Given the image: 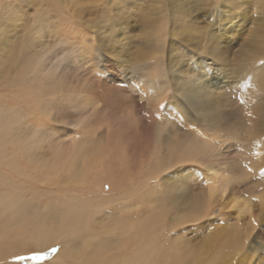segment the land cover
I'll return each mask as SVG.
<instances>
[{
    "label": "rangeland",
    "instance_id": "374dc122",
    "mask_svg": "<svg viewBox=\"0 0 264 264\" xmlns=\"http://www.w3.org/2000/svg\"><path fill=\"white\" fill-rule=\"evenodd\" d=\"M32 1L0 0V28L10 33L0 34V176L12 196L43 210L62 193L41 180L42 161L56 150L89 149L98 168L88 180L100 186L87 182L69 192L106 198L87 228L42 244H23L26 228L11 218L22 203L13 197L6 210L2 202L0 216L9 226L0 239V264H76L67 249L86 238L94 239L93 252L129 256L136 236L131 230L123 237L117 219L146 220L144 230L162 238L157 264H191L202 238L225 226L238 228L243 244L221 264H264V231L256 235L264 223V0H212L213 8L206 0ZM73 1L75 13L68 9ZM38 7L46 8V22L55 27L34 46L31 19ZM67 38L95 44V56L65 67L72 57L65 46L49 61L48 49ZM121 57L124 65L113 63ZM109 98L114 106L124 103L118 112L104 109ZM69 105L72 114L58 112ZM194 138L207 143L203 154L157 167L171 144ZM220 147L226 150L208 168ZM127 185L147 201L134 210L138 214L124 208ZM220 188L225 191L203 205L205 216L188 214L193 197ZM233 197L243 202L234 205ZM182 212L186 216L175 220Z\"/></svg>",
    "mask_w": 264,
    "mask_h": 264
},
{
    "label": "bare ground",
    "instance_id": "6f19581e",
    "mask_svg": "<svg viewBox=\"0 0 264 264\" xmlns=\"http://www.w3.org/2000/svg\"><path fill=\"white\" fill-rule=\"evenodd\" d=\"M11 1L12 3H14L18 0H11ZM42 1L40 0V3ZM32 2L35 5L36 2H34V0ZM28 3L30 4L31 2ZM77 4L78 2L73 1L70 5V8L68 9H70L71 12L74 13L75 11L78 12L76 8ZM45 9L46 8L43 7L35 8L34 10L35 14L31 19L32 23L34 24L33 29L37 30L38 13L41 16L42 22L46 21L48 11H46ZM11 13L14 12L11 11ZM9 20L10 19H7L6 21ZM0 34H3V36H7L10 33L6 31L4 32L3 28H0ZM111 40L112 39L109 38L108 43ZM110 48H111L110 52H113L115 55L112 44H110ZM151 90H154V88ZM104 100H105L104 109L106 107L110 108L112 111H114V113L119 111L118 108L120 107L121 104L117 103L115 104L116 106H114L112 104L113 102H108L110 104L107 103V101L110 100V98ZM119 102L121 101L119 100ZM123 104L124 103H122V105ZM83 108L86 107L84 106L82 107V109ZM107 141L108 140H106V143ZM207 147H208L207 143L198 138H194L187 142L184 141L180 145L171 144L165 154L166 161L158 162L157 167L158 168L163 167L164 163H166L167 165L168 163H174V161L179 162V161L194 159L198 155L203 154ZM103 163H101V165ZM107 163L104 164L107 165ZM42 164H43V166L41 165L42 168H39V173H43V178L41 180L44 183L56 187L57 190L62 193L60 196H57L53 202L44 203L43 210H38L39 204L36 202H32V201L27 202L22 199L16 198L17 197L16 193H14L15 196H12L13 192L10 189V187H8L7 179H4L2 176H0V186L5 188L6 191V192L1 191L2 196L0 198V205L2 202H5L6 210H9V206L13 201V197H15L18 200V202L22 203L20 209L19 208L12 209L14 211V215L11 214V218H14L16 222H18L20 225L26 228L25 234H23L24 237L22 239L23 244H28V243L42 244L44 242H51V241L55 242L58 241L59 239H65L66 238L65 234L70 232V230H72L73 228H78V227L87 228L89 226L91 216L95 213H98L100 209H102L103 199L106 198V196H104L101 193L94 194V191L92 190H91L92 194H88V195L86 194L76 195L69 192V191H73L72 189H77L78 187L83 186L87 182L90 184L99 183L96 180H92L93 174L95 173L94 171L97 170L98 168V160L96 159L95 152L89 151V149H87L86 151H77L73 148H69V150L68 149L56 150L54 153H52V155L48 160H43ZM115 168L116 167H114L113 169ZM104 172H107V167L105 168ZM90 175H92V178L88 180ZM109 176L111 178V175ZM99 178L102 179L103 177L99 175ZM113 182L108 183L110 184V187L113 186L112 187L113 190L119 189L117 187L118 185H114ZM94 185H99V184H94ZM100 188L102 187H99V189ZM174 188L176 187H172V189ZM224 191L225 188H220L219 192L216 189H209L207 190L206 195H202V196L199 195L193 197L190 206L191 210L190 209L188 210V214H192L194 212H197V210H199V217L205 216L206 213L204 211L203 205L207 203V200H212V198H214L219 193H223ZM121 192L124 195H126L125 197L126 204L124 208L126 209V212L128 214L129 213L138 214V211H134V210H137L140 206L145 205V203L147 202L146 199L138 198L139 196L138 187L134 189L130 185H127L126 188L123 189ZM134 195L135 196L137 195V197L135 198ZM233 199L236 202L234 205H238L239 203L243 202V201L241 202L237 201L238 199H235L234 197ZM149 201L151 200L149 199ZM148 204H151V202H148ZM246 211L247 210L243 208L240 213L243 215ZM184 216H186V213L182 212L179 213L174 219L180 220ZM8 226H9L8 224H4L0 216V239L8 231L7 230ZM145 226H146V220H138L136 222V221H129L127 219H117L115 223V227L121 232L123 237L126 236L127 232L131 230L134 231L136 236L134 249H132L129 256L124 255L121 252V250L116 256H107V257H106V253L101 251L102 249H98L97 251L93 252V250H91L90 247L91 243L94 240L92 238L84 239V241L77 243L76 244L77 246L71 243L70 246L71 248L69 251L67 249L66 254H70L71 257L75 259L76 264H157L163 258V255L161 253L159 254L156 253V245L161 244L162 238H160L159 236H157L152 232L145 231L144 230ZM249 231H250L249 229H246L244 235ZM67 240L71 241L73 239L71 237H68ZM67 242H65L64 245ZM242 244H243L242 235L239 229L236 227L225 226L221 228H216L214 231L210 230L202 238L198 252L196 253V255L193 256L194 261L191 262V264H221L220 263L221 260L228 258L232 254H236L237 252H239L242 249Z\"/></svg>",
    "mask_w": 264,
    "mask_h": 264
},
{
    "label": "snow or ice",
    "instance_id": "6c2138e0",
    "mask_svg": "<svg viewBox=\"0 0 264 264\" xmlns=\"http://www.w3.org/2000/svg\"><path fill=\"white\" fill-rule=\"evenodd\" d=\"M34 2L38 3L39 0H34ZM206 6L209 8L215 7V5H213V3H212V0H206ZM0 19H2V18H0ZM54 27H55V25L49 24L46 21L42 22L41 16L38 13L37 14V30H36V34L33 38V41H32L33 45L34 46L42 45ZM4 44H5V40L3 38H0V52L3 51ZM65 46L72 49V57H71V59H67V62L64 64L65 67H71L72 61L75 59H79L83 55H87V54L91 53L93 56H95L96 49H97V46L95 44H91V43H87V42L80 44L77 42V39H72V38L62 39L61 40V46H56L54 48L48 49V51L46 53L48 60L51 61L54 57H59L60 53L65 51ZM65 59H66L65 57H61L60 62H64ZM113 63H115L117 65H124L125 59H124V57L114 59ZM124 71L126 74H128V69L126 66L124 67ZM132 78L135 79L136 77L132 76ZM133 99H135V97H133ZM164 106L165 105H163V104L160 105V107H164ZM58 112H63L66 114H72V107L70 105L69 106H60L58 108ZM225 150H226L225 147H220L219 150L214 153V158L209 161L207 167L208 168L216 167L217 163L219 162L218 157ZM241 186H243V185L241 184ZM209 211H210V214H212V215L216 214L215 207H213ZM255 223H256V221L253 220V224H255ZM201 226H203V225H201ZM178 227H179V225H178ZM261 231H264V223H262L258 226L256 235H260ZM253 240H255V236H253ZM57 250H58L57 248L50 249L51 252H55ZM262 255H264V253H262Z\"/></svg>",
    "mask_w": 264,
    "mask_h": 264
}]
</instances>
